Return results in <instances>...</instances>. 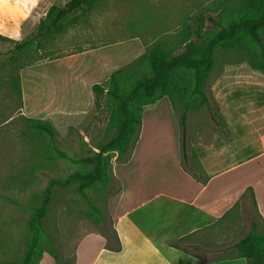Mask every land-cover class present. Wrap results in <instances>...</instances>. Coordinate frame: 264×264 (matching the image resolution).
<instances>
[{"label":"rangeland","instance_id":"374dc122","mask_svg":"<svg viewBox=\"0 0 264 264\" xmlns=\"http://www.w3.org/2000/svg\"><path fill=\"white\" fill-rule=\"evenodd\" d=\"M65 1L0 0V35L6 37L0 38V261L21 257L27 219L38 205L39 194L49 179L63 178L81 167L80 163L57 155L47 136L30 131L24 116L48 119L56 130L54 146L72 158L89 154L110 134L106 131L108 113L96 107L94 99L79 113L57 112L50 106L52 102L48 97L40 99L44 88H56L51 91L52 98L56 96L57 100V56L70 53L77 46L89 47L95 41L110 43L137 36V44L128 51L126 64L147 51L158 36L174 38L198 14L209 25L208 15L216 17L220 10L235 5L236 0H98L89 12H84L83 7L73 11L74 21L62 31L49 32L25 46L15 47L14 40L27 38L50 5H63ZM39 62L44 64L38 65L31 76L34 88L30 101H46L47 107H40L46 113L28 114L17 93V85L21 86L22 68ZM205 91L208 107L203 104L189 111L186 116L189 129L193 123L191 112L199 110V114L194 115L195 123L204 118V123L218 134L229 133V122L240 124L235 130L239 146L249 138H260L264 130L260 125L264 123V71L252 68L244 51H217ZM166 101L162 99L151 106L162 108ZM172 105L180 113V105L177 102ZM251 119L262 130H253L257 126H252ZM192 133L188 135L190 140ZM258 144L259 147L264 145L261 139ZM245 148L239 147V154L245 153ZM109 156L111 180L107 185L96 184L85 189L86 197L79 194L74 185L54 188L43 219L42 253L37 263L52 264L50 241L59 256L57 264H69L78 239L82 240L78 250L87 258L99 243L97 232L111 234L107 199L119 188L113 170L122 158H117L114 152ZM232 220L234 222H222L198 238L208 252L194 247L188 249L199 251L205 258L236 255L233 243L252 229V222H240L239 217ZM256 229L264 231L257 226ZM192 240H196L195 237Z\"/></svg>","mask_w":264,"mask_h":264},{"label":"crops","instance_id":"0c3cea01","mask_svg":"<svg viewBox=\"0 0 264 264\" xmlns=\"http://www.w3.org/2000/svg\"><path fill=\"white\" fill-rule=\"evenodd\" d=\"M136 41L137 36L110 43L99 40L57 56V100L51 91L56 88H44L40 99L48 97L57 112L84 111L93 100L90 85L102 82L112 70L125 65ZM41 64L21 70V98L28 114L46 113L40 109L46 101H30L34 88L31 76ZM162 99H167L164 107L151 106ZM196 111L191 112L190 129L185 120L183 146L179 112L167 97L142 108L131 152L114 166L119 188L107 199L110 225L121 248L110 249L105 235L97 232L99 243L92 255L85 258L78 250L80 238L69 264H245L237 255L205 258L188 248L197 246L194 248L208 252L198 238L222 222H234V217L264 229V145L258 144L259 139L264 143V130L251 119L252 126H257L253 130H262L260 138H249L239 146L235 130L240 124L229 122V133L218 134L204 123V118L195 123ZM260 125L264 127V123ZM189 132H193L191 140ZM242 146L245 153L239 154ZM183 235H188L184 247L189 252L165 242ZM52 259V264H57L59 256Z\"/></svg>","mask_w":264,"mask_h":264},{"label":"trees","instance_id":"16d2710c","mask_svg":"<svg viewBox=\"0 0 264 264\" xmlns=\"http://www.w3.org/2000/svg\"><path fill=\"white\" fill-rule=\"evenodd\" d=\"M97 2L98 0H66L63 5H50L39 19L36 29L27 38L14 40L15 47L25 46L49 32L62 31L74 21L73 11L83 7L84 12H89ZM206 18L210 21L209 25L198 14L174 38H168L164 34L158 36L147 51L112 70L102 82L90 85L95 106L108 113L106 131L110 134L98 142L89 154L70 157L54 146L56 130L48 119L24 116L30 131L47 136L57 155L80 163L81 167L63 178L49 179L39 194L38 205L32 209L27 219L25 246L21 257L18 260L0 261V264L37 263L42 253L40 235L43 219L54 188L74 185L76 191L86 197L85 189L96 184L107 185L111 180L109 153L114 152L117 158L127 159L137 138L141 111L145 105L163 96L172 104L177 102L180 105L178 118L184 146L187 111L203 104L208 107L205 83L218 50H242L247 54L252 68L264 71V0H236L235 5L220 10L216 17L208 15ZM0 38L6 37L0 35ZM17 93L21 97L19 83ZM251 225L252 229L233 246L237 251L236 255L243 257L245 264H264V231L258 232L255 222ZM109 228L111 234L105 235L107 244L110 249L119 250L120 242L110 223ZM187 237L188 235L169 238L165 242L189 252L184 247ZM50 242L49 252L53 258H58L52 241Z\"/></svg>","mask_w":264,"mask_h":264}]
</instances>
